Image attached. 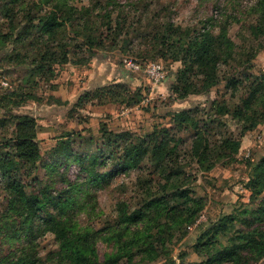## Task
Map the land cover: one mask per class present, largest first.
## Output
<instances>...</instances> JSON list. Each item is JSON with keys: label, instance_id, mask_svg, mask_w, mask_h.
Wrapping results in <instances>:
<instances>
[{"label": "rangeland", "instance_id": "obj_1", "mask_svg": "<svg viewBox=\"0 0 264 264\" xmlns=\"http://www.w3.org/2000/svg\"><path fill=\"white\" fill-rule=\"evenodd\" d=\"M7 1L9 0H0L2 31H6L8 24L2 9V3ZM261 1L263 0H70L69 4L76 8L75 15L88 10L90 19L102 26L110 23L112 27L118 22L123 27L126 33L119 37L117 48L102 58L109 59L111 67L125 71L122 65L125 59L143 64L154 61L160 67L163 76L157 83L143 72L127 73V94L133 97L130 106L102 102L94 94L85 105L75 106L78 89L69 79L73 64L56 65L54 79L48 82L28 76L26 65L6 60L9 45L0 51V118L10 114H28L33 117L35 139L42 156L37 169L29 177L20 173L23 191L28 196L36 195L41 199L43 192L48 190L51 197L56 199L69 184H79L76 194L82 206L74 211L72 222L79 230L89 228L96 233L94 248L100 262L115 253L117 247L123 246L115 238L116 231L124 226L118 223L122 209L130 215L153 198L162 197L161 200H164L161 213H149L144 224L129 226L130 233L149 230L161 239L153 240L157 251L154 252L157 255L154 259H143L141 254L146 255L145 253L137 252L135 247L132 249L136 251L137 264H193L206 258L204 253L198 254L194 249L201 233L224 216L238 219L242 217L243 209L255 207L250 202L246 183L253 167L264 156V119L241 136L240 123L232 118L231 112L218 113L214 118L216 121H212V117H206L212 100L226 105L230 111L237 107L240 98L247 91L245 75L264 73L262 38L250 35L249 30L250 25L257 24L256 10ZM22 7L24 6H16L17 21H23ZM169 23L178 32L185 29L199 32L205 29L213 36L223 33L233 42L232 55L227 58L231 66L224 63L228 53L226 48L219 46L216 50L222 56L215 62L219 82L208 94L194 93L183 101L173 100L169 85L176 77L180 63L163 58L155 50V46L160 49L163 30ZM175 39L174 37L173 40ZM99 55L98 53L92 59L101 58ZM232 75L237 78L234 88L226 85L227 77ZM203 79L204 76L200 75L193 80L194 83L201 84ZM2 81L7 82L8 86H2ZM12 91L32 92L36 99L26 98L18 106H13L7 101V95ZM183 108H197L199 118H206L212 124L208 133L210 146H215L223 138L239 139L237 153L230 158L221 159L210 170L202 171L188 151L192 141L191 134L173 132L174 139L181 140L177 154L178 163L184 170L179 179L166 180L155 173L152 164L146 161L140 168L118 171L107 182L99 180L94 188H87L86 182L92 174L89 170L109 172L118 169L116 160L108 161L107 154L100 152L101 123L114 131L145 135L155 128L170 127L167 112ZM67 133L70 134L73 150L85 158L81 165L69 159L64 161L58 156L49 160L47 156L58 139ZM4 134H8L7 128L0 126V137ZM91 152L98 156L94 168L85 157ZM50 162L52 163L49 165ZM45 163L49 165L48 169L44 168ZM181 190H186L190 199L178 198L176 193ZM7 207L8 197L3 194L0 197V260L3 263L14 257L18 258L24 252H33L34 264H67V261L62 263L56 255L59 244L55 233L41 219L45 218L42 212L39 214L40 218L32 224L31 234L25 237L22 233L15 235L16 227L20 228L19 222L23 219L7 214ZM48 209L55 212L51 205H48ZM167 223L171 228L169 231H156L157 225L165 227ZM233 226L234 229L243 228L239 221H235ZM25 229L26 224L22 227V230ZM229 236L231 234L219 235L217 239L222 244H227ZM125 239L122 238V241ZM148 245L140 244L137 248L143 249ZM254 264H264V258Z\"/></svg>", "mask_w": 264, "mask_h": 264}, {"label": "trees", "instance_id": "obj_2", "mask_svg": "<svg viewBox=\"0 0 264 264\" xmlns=\"http://www.w3.org/2000/svg\"><path fill=\"white\" fill-rule=\"evenodd\" d=\"M69 1L3 2V15L8 24L6 31L0 28V51L5 46H10L6 60L17 65H26L28 76L49 82L54 79L56 65L71 63L87 66L98 53L101 58L112 53L118 46L119 37L126 33L123 27H120L118 22L112 27L110 23L102 26L90 19L88 10H84L81 15H75L76 8L71 6ZM17 5L24 6L21 17L23 21H17L15 11ZM256 12L257 24L249 26L250 35L261 37L264 46V0L259 3ZM161 39L163 41L159 43L160 49H156L155 46V50H158L163 58L179 62L181 66L169 85L173 100L183 101L194 93L208 94L210 89L218 84L219 76L215 71V62L222 57L216 52L219 46L226 48L228 53L224 63L231 66L227 58L232 55L233 42L223 33L213 36L205 29L199 32H192L189 29L178 32L169 23L164 28ZM200 75L204 76L201 84L194 83V77ZM244 79L248 86L245 96L240 98V104L230 111L226 105L212 100L206 117H212L211 120L216 121L214 118L218 113L231 112L232 118L240 123L241 136L254 129L264 119V73L257 75L247 73ZM236 82L237 78L233 75L226 79V85L232 88ZM127 92L129 89L124 83L98 87L92 92H83L75 106L85 105L92 99V94L102 102L130 106L133 97ZM7 98L13 106H18L19 102L26 98L36 99L32 92L16 91L10 92ZM198 114L197 108L171 110L167 112L170 127L155 128L145 135H137L130 131H113L101 123L100 152L107 154L108 161L116 160L118 169L109 172L89 170L92 174L86 182L87 188H94L99 180L107 182L108 178L118 171L126 172L140 168L146 161L152 164L155 173L166 180L179 179L184 170L178 163L177 154L181 140L174 139L173 132L191 134L192 141L188 151L190 157L198 164L199 170L208 171L221 159L234 156L240 147V140L223 138L215 146H210L208 133L212 124L205 120L206 118H199ZM0 126L6 127L8 132L7 135L0 137V197L3 194L8 197V207L5 211L7 214H14L23 219L19 222L20 228L16 227L15 235L22 233L25 237L29 236L32 224L40 218L39 214L42 212L45 218L41 219L56 235L59 244L56 255L62 263L67 261V264H137L136 251L146 254H141L143 259H154L157 256L154 253L157 251L153 240H161L158 239L160 237H155L149 230L130 233L129 226L144 224L143 221L149 213H161V204L164 202L161 200L162 197L151 199L130 215L123 209L120 210L118 223L124 226L120 231H116L115 238L116 242L123 246L117 247L115 253L100 262L94 248L96 233L89 228L79 230L72 222L74 211L82 206L76 194L80 188L79 184H69L56 199L51 197L48 190L43 192L44 196L41 199L36 195L28 196L23 191L20 173L23 172L29 177L37 169V164L42 158L39 143L35 139L34 118L28 114H10L0 118ZM88 154L85 157L94 168L98 156L95 152ZM47 156L49 160L58 156L64 161L69 159L80 165L85 159L73 150L68 133L58 139ZM49 165L45 163L44 168L48 169ZM246 185L250 193V202L254 203L255 207L243 209V215L238 219L224 216L206 232L201 233L194 249L198 254L204 253L206 258L193 264H254L264 258V156L253 167ZM177 193L178 198H189L186 190ZM48 205L53 206L54 213L48 209ZM235 221H239L243 228L234 229ZM25 224L26 229L22 230ZM157 228L156 231L161 233L171 229L168 223L165 227L157 225ZM229 234L231 236L227 237V244L218 241L219 235ZM122 238L126 239L122 241ZM140 244L149 245L139 249L137 247ZM133 248L136 251L132 250ZM32 253L24 252L18 258L8 259L6 263L0 260V264H34Z\"/></svg>", "mask_w": 264, "mask_h": 264}, {"label": "crops", "instance_id": "obj_3", "mask_svg": "<svg viewBox=\"0 0 264 264\" xmlns=\"http://www.w3.org/2000/svg\"><path fill=\"white\" fill-rule=\"evenodd\" d=\"M70 69L71 75L69 79L71 80L70 83L78 89L77 99L85 91L92 92L98 87L110 85L113 83H127L128 71L114 69L113 67H111V63H109V59L107 58L92 59L87 66L71 65ZM65 74L68 76V73L65 72ZM77 99L75 101H77Z\"/></svg>", "mask_w": 264, "mask_h": 264}, {"label": "built area", "instance_id": "obj_4", "mask_svg": "<svg viewBox=\"0 0 264 264\" xmlns=\"http://www.w3.org/2000/svg\"><path fill=\"white\" fill-rule=\"evenodd\" d=\"M122 65L123 68L128 72H143L155 83L160 81L161 77L163 76L162 71H160V67L154 61H148L143 64L131 59H125L123 60ZM1 85L5 87L8 86L7 82L5 81H2Z\"/></svg>", "mask_w": 264, "mask_h": 264}]
</instances>
